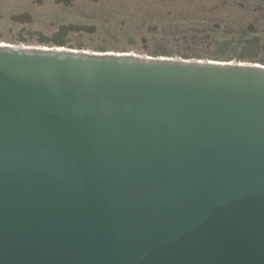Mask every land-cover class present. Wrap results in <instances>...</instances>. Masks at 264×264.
<instances>
[{
    "label": "water",
    "instance_id": "obj_1",
    "mask_svg": "<svg viewBox=\"0 0 264 264\" xmlns=\"http://www.w3.org/2000/svg\"><path fill=\"white\" fill-rule=\"evenodd\" d=\"M0 264H264V67L0 48Z\"/></svg>",
    "mask_w": 264,
    "mask_h": 264
},
{
    "label": "flooded vegetation",
    "instance_id": "obj_2",
    "mask_svg": "<svg viewBox=\"0 0 264 264\" xmlns=\"http://www.w3.org/2000/svg\"><path fill=\"white\" fill-rule=\"evenodd\" d=\"M195 20L228 63L264 67V0H0V48L145 58L154 28Z\"/></svg>",
    "mask_w": 264,
    "mask_h": 264
},
{
    "label": "rangeland",
    "instance_id": "obj_3",
    "mask_svg": "<svg viewBox=\"0 0 264 264\" xmlns=\"http://www.w3.org/2000/svg\"><path fill=\"white\" fill-rule=\"evenodd\" d=\"M197 21H188L181 31L164 29L159 25L151 34L145 35V44L139 47L140 55L145 58L174 59L183 61H203L230 64L220 57L211 40L194 29ZM159 27V28H158Z\"/></svg>",
    "mask_w": 264,
    "mask_h": 264
},
{
    "label": "built area",
    "instance_id": "obj_4",
    "mask_svg": "<svg viewBox=\"0 0 264 264\" xmlns=\"http://www.w3.org/2000/svg\"><path fill=\"white\" fill-rule=\"evenodd\" d=\"M240 66H251V65H240Z\"/></svg>",
    "mask_w": 264,
    "mask_h": 264
},
{
    "label": "bare ground",
    "instance_id": "obj_5",
    "mask_svg": "<svg viewBox=\"0 0 264 264\" xmlns=\"http://www.w3.org/2000/svg\"><path fill=\"white\" fill-rule=\"evenodd\" d=\"M217 64H220V63H217Z\"/></svg>",
    "mask_w": 264,
    "mask_h": 264
},
{
    "label": "trees",
    "instance_id": "obj_6",
    "mask_svg": "<svg viewBox=\"0 0 264 264\" xmlns=\"http://www.w3.org/2000/svg\"><path fill=\"white\" fill-rule=\"evenodd\" d=\"M210 62V61H209Z\"/></svg>",
    "mask_w": 264,
    "mask_h": 264
}]
</instances>
